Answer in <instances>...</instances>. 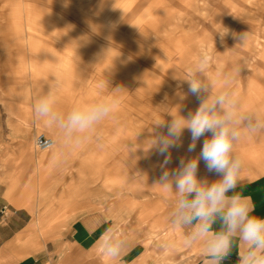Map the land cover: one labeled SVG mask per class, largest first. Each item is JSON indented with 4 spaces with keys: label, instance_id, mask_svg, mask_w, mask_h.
I'll return each instance as SVG.
<instances>
[{
    "label": "rangeland",
    "instance_id": "1",
    "mask_svg": "<svg viewBox=\"0 0 264 264\" xmlns=\"http://www.w3.org/2000/svg\"><path fill=\"white\" fill-rule=\"evenodd\" d=\"M225 32L222 40L219 33ZM205 53L202 77L211 92L229 91L242 115L264 121V0H8L0 9V103L20 107L37 134L56 141L58 132L34 112L51 85L57 84L56 110L63 114L76 105L115 100L111 116L72 142L75 196L82 197V182L89 181L91 200H98L97 190L105 185L102 210L115 222V233L132 239L149 230L152 236L163 232L153 219L171 212L175 195L155 183L164 157L149 149V139L167 131L155 123L198 108L200 101L183 80ZM30 63L38 72L27 69ZM204 138L188 152L191 134L185 129L182 145L170 149L167 169L175 170L182 157L197 156ZM262 143L264 130L242 131L235 154ZM214 174L201 160L198 177L211 182ZM252 174L240 173V185ZM5 208L0 222L12 211ZM98 210H75L73 217Z\"/></svg>",
    "mask_w": 264,
    "mask_h": 264
},
{
    "label": "crops",
    "instance_id": "2",
    "mask_svg": "<svg viewBox=\"0 0 264 264\" xmlns=\"http://www.w3.org/2000/svg\"><path fill=\"white\" fill-rule=\"evenodd\" d=\"M6 1L0 0V9ZM12 6L19 12L23 9L17 3ZM27 65L38 72L36 65ZM51 87L58 89L55 83ZM30 119L20 107L0 103V216L4 207L12 210L0 222V264H206L202 245L183 246L190 229L174 227L170 211L153 219L163 232L152 236L149 230L136 232L132 239L115 233V222L102 210L107 202L106 186L100 184L98 200H91L90 183L82 182L86 186L83 195L75 196L72 142L58 135L56 141L52 139L50 153L38 151L35 140L39 134L30 126ZM259 146L238 155L244 159L243 167H248L241 173L250 170L256 174L237 191L251 198L253 215L264 217V144ZM214 175L211 181L218 179ZM91 208L99 210L73 217L75 210ZM40 209L51 212L40 214ZM110 228L125 241L117 261L105 256L100 244L102 234ZM218 228L219 223L214 225ZM243 251L237 243L223 264H239Z\"/></svg>",
    "mask_w": 264,
    "mask_h": 264
},
{
    "label": "clouds",
    "instance_id": "3",
    "mask_svg": "<svg viewBox=\"0 0 264 264\" xmlns=\"http://www.w3.org/2000/svg\"><path fill=\"white\" fill-rule=\"evenodd\" d=\"M227 33H219L222 40ZM246 36L244 33L240 40L243 42ZM107 50L103 51L102 57ZM207 63L205 53L191 77L183 80L189 85V93L200 101L198 108L187 116L181 115L178 110L176 115H170L172 119L169 123L165 124L163 120L154 124L167 128L166 133H158L149 139V149L154 148L164 157L160 165L162 174L155 183L166 192L174 193L171 224L190 229L183 246L202 245L203 253L208 257L206 264H223L237 243L244 249L239 264H264V217L253 215L255 205L251 198L237 191L242 160L235 154V145L242 131L255 134L264 130V121L242 115L237 99L229 91L211 92L202 77ZM100 87L104 88L105 84ZM121 89L117 87L113 90L118 92ZM115 107V100L105 99L90 105L73 106L63 114L56 110L55 91L50 90L38 98L34 112L65 141L79 143L87 133L111 116ZM185 129L191 134L188 152L195 151L197 142L205 137L201 151L190 159L182 157L178 167L169 171L166 166L171 163L170 149L182 145L181 137ZM50 146L51 141L42 145ZM201 160L207 171L215 173L218 179L210 182L207 178L198 177ZM217 223L219 228L214 229ZM100 244L103 254L112 261L119 260L125 248V241L116 237L111 228L102 234Z\"/></svg>",
    "mask_w": 264,
    "mask_h": 264
},
{
    "label": "built area",
    "instance_id": "4",
    "mask_svg": "<svg viewBox=\"0 0 264 264\" xmlns=\"http://www.w3.org/2000/svg\"><path fill=\"white\" fill-rule=\"evenodd\" d=\"M51 141V146L50 147H42V145L48 143ZM54 146V141L48 137H46L44 134H39L35 140V148L40 151V152H48L50 151ZM7 208L4 209V211Z\"/></svg>",
    "mask_w": 264,
    "mask_h": 264
},
{
    "label": "bare ground",
    "instance_id": "5",
    "mask_svg": "<svg viewBox=\"0 0 264 264\" xmlns=\"http://www.w3.org/2000/svg\"><path fill=\"white\" fill-rule=\"evenodd\" d=\"M53 147H54V146H53ZM52 149H53V148H52ZM52 149H51V150H52Z\"/></svg>",
    "mask_w": 264,
    "mask_h": 264
}]
</instances>
